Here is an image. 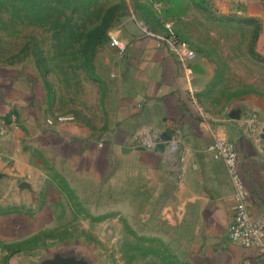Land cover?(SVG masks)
Segmentation results:
<instances>
[{
    "label": "crops",
    "instance_id": "crops-1",
    "mask_svg": "<svg viewBox=\"0 0 264 264\" xmlns=\"http://www.w3.org/2000/svg\"><path fill=\"white\" fill-rule=\"evenodd\" d=\"M142 1L133 0L109 31L126 43V53L111 47V58L85 81L86 92L65 109L34 72L0 66V120L15 117L0 140V259L40 264L63 256L92 264L73 251L90 245L79 238L49 253L35 244L49 228L93 227L88 216L127 222L135 213L130 226L140 229L153 214V223L177 215L196 237V264H264V251L229 242L233 186L223 161L206 149L214 133L234 144L247 210L264 222V107L256 96L207 105L202 98L215 65L186 45L190 80L168 47L143 30L163 35L170 22L178 35L185 10L202 1L221 15L256 19V51L264 55V0ZM57 114L73 119L46 124ZM162 132L171 139L160 152L153 146Z\"/></svg>",
    "mask_w": 264,
    "mask_h": 264
},
{
    "label": "rangeland",
    "instance_id": "rangeland-1",
    "mask_svg": "<svg viewBox=\"0 0 264 264\" xmlns=\"http://www.w3.org/2000/svg\"><path fill=\"white\" fill-rule=\"evenodd\" d=\"M35 2L46 6L38 14L29 7L18 13L17 2L0 0V66L34 72L48 94L57 96L56 105L65 109L86 92L88 76L92 79L103 68L106 57L111 58L114 50L109 45L110 28L133 7V0ZM198 4L201 5L185 10L177 36L185 46L196 49L215 65V75L204 89L203 102L224 107L232 99L256 96L264 107V55L256 51L259 23L250 17L218 14L209 5L204 7L202 1ZM146 15L154 17L151 13ZM103 19L109 24L106 35L92 46L87 43L88 37ZM154 215L150 224L140 229L130 226L135 225V213H127V222L119 221L122 217L115 215L106 224L99 218L92 220L88 214H80L83 223L88 216L94 226L49 228L41 233V243L35 245L49 253L62 250L65 240L79 238L90 245H78L73 251L89 258L92 264H196V254L190 253L191 243L196 239L193 230L183 228L177 215L175 222L153 223ZM196 216L191 213V221ZM83 223L79 222V226ZM28 244L16 245L29 248ZM8 263L0 259V264ZM23 263V258L16 262Z\"/></svg>",
    "mask_w": 264,
    "mask_h": 264
},
{
    "label": "built area",
    "instance_id": "built-area-1",
    "mask_svg": "<svg viewBox=\"0 0 264 264\" xmlns=\"http://www.w3.org/2000/svg\"><path fill=\"white\" fill-rule=\"evenodd\" d=\"M158 5L161 7L164 6V4H157V6ZM164 27L166 32L163 35H155L145 28L143 30L145 33L155 38L156 44L166 45L168 47V49L177 57L178 61L182 63L186 76L191 80L192 70L186 63L187 57L184 52L185 44L178 38L170 22L164 23ZM109 45L116 49L119 55H124L126 53V43L112 33H109ZM14 119L15 117L12 115L10 122L0 120V140L8 136L9 125ZM72 119V115L58 114L53 118H47L45 121L46 124L52 125L55 122ZM206 149L214 158H220L223 161L233 186L232 197L234 210L232 220L228 224L226 230L229 242L244 248H254L260 252L264 251V222L259 217H253L247 210V194L244 183L237 169L238 154L234 144L214 133L212 140L207 145Z\"/></svg>",
    "mask_w": 264,
    "mask_h": 264
},
{
    "label": "trees",
    "instance_id": "trees-1",
    "mask_svg": "<svg viewBox=\"0 0 264 264\" xmlns=\"http://www.w3.org/2000/svg\"><path fill=\"white\" fill-rule=\"evenodd\" d=\"M10 1H15L18 3V6L16 8V11L19 13L22 10H25V7H29L30 11L34 14L40 13L43 9H45L46 6H42L40 2H35V0H10ZM37 1V0H36ZM29 2V6H28ZM109 27V24L107 22V19H103L101 21L100 26H97L96 29L91 31V34L88 37L87 43L90 45H96L99 42L103 41L104 36L106 35V31ZM19 250H12L11 254L18 252Z\"/></svg>",
    "mask_w": 264,
    "mask_h": 264
},
{
    "label": "water",
    "instance_id": "water-1",
    "mask_svg": "<svg viewBox=\"0 0 264 264\" xmlns=\"http://www.w3.org/2000/svg\"><path fill=\"white\" fill-rule=\"evenodd\" d=\"M170 135L167 132H162L155 138V144L153 148L157 151H164L169 145ZM40 264H89L84 258H74V257H63L56 256L53 259L43 260Z\"/></svg>",
    "mask_w": 264,
    "mask_h": 264
}]
</instances>
